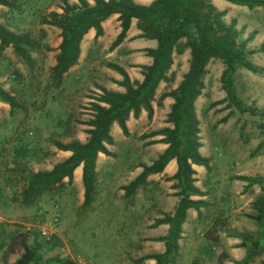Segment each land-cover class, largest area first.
<instances>
[{
	"label": "rangeland",
	"instance_id": "374dc122",
	"mask_svg": "<svg viewBox=\"0 0 264 264\" xmlns=\"http://www.w3.org/2000/svg\"><path fill=\"white\" fill-rule=\"evenodd\" d=\"M9 1L13 7L0 6V23L17 33L28 32L37 45L23 55L11 44H0V85L15 100L13 108L0 101V264L14 262L25 244L34 243H39L43 259H57L51 264H75L76 254L92 264H137L141 261L139 244L146 229L155 226V221L167 215L168 210L171 212V190L176 183L171 184L170 176L154 175L128 196L122 190L124 182H130L129 176H122L112 184V199L105 202V210L103 204L94 200L90 206L82 207L73 181L43 191L34 204L22 201L28 183L26 170H46L62 158L54 140L83 141L92 115L90 104L99 92L92 89L97 85L94 79L80 80L68 71L58 80L53 74L61 30L43 23L42 18L52 11L61 12L59 7L67 0ZM223 14L226 24L234 23L236 29V24L244 25L237 29L239 40H248L249 60L264 69V51L260 50L263 40L255 41L252 28L247 31L250 19L264 23V10L231 3ZM185 42L182 39L181 49L178 48L181 52L173 54L171 78L166 80L165 90L176 88L188 70L190 53ZM223 69L222 60H209L203 76L204 88L195 101L201 147L212 153L213 159L228 161L240 175L253 174L257 163H250L256 156L261 155L263 160L259 163L264 170V74L237 68L234 92L246 108L240 111L227 100L220 78ZM164 122L166 119L159 117L154 122L155 129L149 127L142 135H130L124 144L128 152L121 151V157L116 158L120 154L116 148L114 160L151 161L162 151L150 152L149 145L161 138L154 135L151 141L143 140L164 128ZM21 144H29L37 152L19 155L15 147ZM128 203L140 212H136V218L128 215ZM42 227L50 228L51 233L42 236ZM198 235L197 238L209 236L215 244V234ZM208 255L210 259L218 257L212 248Z\"/></svg>",
	"mask_w": 264,
	"mask_h": 264
},
{
	"label": "trees",
	"instance_id": "16d2710c",
	"mask_svg": "<svg viewBox=\"0 0 264 264\" xmlns=\"http://www.w3.org/2000/svg\"><path fill=\"white\" fill-rule=\"evenodd\" d=\"M236 5L253 8L264 5V0H227ZM89 4L87 0H78L77 3L65 1L59 8L61 12L52 11L49 16L42 18V22L55 26L61 30V42L58 46L56 63L53 66V74L61 80L63 74L77 63L80 54V42L85 33L94 28L95 39L103 34L101 22L112 14H119L121 31L110 45V48L119 44L130 27L131 20L137 19V28L140 36L157 40L155 48L145 49L146 54L152 57L149 65H142L143 80L131 81L127 73L118 65L107 63L106 66L117 70L122 76L117 84L125 88L124 92H115L99 87L100 93L93 97L90 104L92 112L88 121V137L85 142L72 140L63 143L54 140L58 150L71 151V155L57 162L50 170L30 171L26 170L28 177L27 186L22 192V201L26 205L36 202L39 195L55 185H61L64 178L68 183L73 181L74 169L82 165V184L84 188L82 207L92 204L95 194V161L97 154L103 152L110 155L105 143L111 144L113 139L110 128L113 122H117L122 132L129 135L126 121L131 112L135 116L144 108L148 118L153 115L151 101L154 99L157 86L161 81L168 80L167 72L173 64L174 52L180 53L181 40H186L189 48L190 59L188 70L176 88L163 92L158 100L167 96L173 98L166 122L172 127H164L151 133L163 135L161 142L167 143L166 149L149 166L144 165L143 171L127 185L124 186L125 195L128 196L139 187L145 178L152 173L161 172L172 158L177 161V171L169 179L177 181L175 187H179L177 195L180 196L173 216L167 214L155 221V225L167 223L170 225L166 236L157 237L155 240L164 241L163 253L149 254L140 258L155 259L156 264H168L171 255L177 249V240L180 234V225L183 223L186 210L189 207L198 208L201 201H195L190 195H201L202 192L194 185L195 170L192 165H203L209 168V159L204 157L199 148L200 127L199 119L195 111V101L204 88L203 76L206 65L210 59L222 60L224 69L221 73V82L227 93L230 105L240 111H246L240 99L234 92V74L238 67L246 68L254 73H263L264 69L254 65L249 60L250 50L247 49L248 40H239V31L234 23L226 24L222 17L223 11H219L210 0H154L149 5H141L133 0H93ZM0 5L13 7L9 0H0ZM0 44H11L19 53L25 55L31 49L36 48L30 34L17 33L0 23ZM264 51V40L260 47ZM0 101L7 103L11 108L15 106L14 97L0 85ZM217 103V102H215ZM19 155L36 149L29 144L15 147ZM239 180L249 183H264V179L253 178L245 175L235 176ZM264 192V186L262 187ZM254 213L249 217L258 224L257 232H229V235L241 238V246L247 248L246 257L236 264H247L258 254V247L264 240V194L257 197L253 203ZM249 243V244H248ZM3 245V244H2ZM0 245V249L2 247ZM51 264L57 261L54 258L43 259L39 243L24 245V251L14 262L10 264ZM54 261V262H52ZM63 264H72L63 262ZM260 264H264V259Z\"/></svg>",
	"mask_w": 264,
	"mask_h": 264
},
{
	"label": "crops",
	"instance_id": "0c3cea01",
	"mask_svg": "<svg viewBox=\"0 0 264 264\" xmlns=\"http://www.w3.org/2000/svg\"><path fill=\"white\" fill-rule=\"evenodd\" d=\"M133 1L141 5H149L154 0ZM210 1L219 11H224L225 8H228V6L231 5V2L227 0ZM67 2L77 3L78 0H67ZM87 2L91 5L94 3L93 0H87ZM240 6L248 8L247 6ZM263 8L264 5L255 6L251 9L264 10ZM118 16L119 14L117 13L112 14L101 22L103 34L96 39V31L94 28H90L85 33L80 42V54L77 63L68 70L72 71V73L80 80L85 79L90 81L91 79H94L97 85H95L96 88L92 89L99 93L101 92L99 89L100 86L110 91H125L123 86L117 84V81H121L123 76L117 70L107 67L106 64L108 62L121 67L127 73L131 81L137 80L141 82L143 80L141 66L149 65L152 62V57L146 54L145 49L155 48L157 46L156 39L140 36L141 31L137 28V19L133 18L123 40L116 46L110 48V45L121 31ZM247 24V31L252 28L251 31L255 32L253 37L255 41L264 40L263 22L260 23V20L250 19ZM236 27L240 30L244 28V25L238 23L236 24ZM68 71L65 73H68ZM167 77L171 78V67L167 72ZM168 82L171 83V80ZM166 83V81H161L157 86L154 99L151 101L153 107V115L151 119L148 118V113L144 108L139 111L137 116L131 112L126 121L129 132V135L127 136L122 132L117 122H113L111 125L110 134L113 141L111 144L105 143L106 148L111 154L108 155L99 152L95 161L94 202L97 201L103 204L104 210L105 202L112 199L109 195V193L112 192V184L124 175L127 177L129 176L130 181L135 179L143 171V166L151 165L167 147V143L161 142L160 140L149 145L150 148L148 149L150 152L156 150L162 151L161 153H157L149 162H142V160H139L138 162L122 163V160H114V155L117 153L116 148H118V152H120L116 158L121 157V151L128 152L124 147V144L128 143L126 140L130 135H142L149 127L152 129L157 127L154 125V122H156L159 117L167 118V114L174 101L173 98L167 96L162 99L161 105H158L160 95L163 92L171 90V87L166 90L164 89V84ZM171 125V123L164 122V126L161 127H172ZM155 136H157L158 139L164 137L159 134ZM155 136H150V138L144 139L143 142L151 141L150 139H154ZM87 137L88 134L84 137L83 141H80L85 142ZM119 147L121 149H119ZM199 151L204 157H208L209 168H206L203 165H192L195 170L194 185L201 190L202 194L190 195V198L203 203H201L198 208L189 207L186 210L185 219L180 225L177 249L171 255V262L168 264H236V262H239L246 257L247 248L240 245L241 238L229 235V232H257L258 224L254 219L249 218L248 216L255 212L253 203L256 198L264 194L262 189L264 183H262V185L260 183L251 184L248 181L239 180L235 178V176H239L240 172L236 170V167L230 165L228 161L213 159L214 157L212 153L205 152L202 147L199 148ZM59 152V155H61L62 158L55 161V163L60 162L71 155V151L59 150ZM260 156L261 155L256 156L253 159V162L250 163H257V165L254 166V173L245 174L246 176L264 179V170L261 169L259 163L263 159ZM168 162L169 163L165 165L161 172L149 174L145 180L154 178V175H157V177L159 175H165L167 177L173 176L178 168L177 161L175 158H172ZM52 167L47 168L46 170H50ZM63 181H68V178H64ZM73 182L79 189L80 199L83 201L84 188L82 184V165H79L74 169ZM173 183H177V181L171 179V184ZM123 185H127V182H124ZM174 188L175 189L171 190V212L168 210L167 213L171 216L175 213V209L179 202V196L172 194L175 192L177 193L180 188L175 186ZM243 190L244 192L241 194V191ZM122 191L125 193L124 189ZM126 206L130 207L127 210L128 215L136 218L137 211L135 210V207H132V204L130 203ZM139 213L140 212H137V214ZM169 228V224L160 223L155 226H150L149 230L146 229V234L143 236L144 238H142V242L139 244V258L149 254L163 253L165 251L164 241H157L155 238L166 236L169 232ZM205 233L215 234L214 242L216 246L211 242L209 236H199L200 234ZM197 234H199V238H197ZM208 240L210 241L206 242ZM211 248L215 250L218 255L217 258L210 259L208 257ZM263 259L264 240L258 247V254L247 264H260ZM137 264H156V261L152 258H146L139 261Z\"/></svg>",
	"mask_w": 264,
	"mask_h": 264
},
{
	"label": "built area",
	"instance_id": "2783aa9c",
	"mask_svg": "<svg viewBox=\"0 0 264 264\" xmlns=\"http://www.w3.org/2000/svg\"><path fill=\"white\" fill-rule=\"evenodd\" d=\"M40 233L42 236H48L51 232H50V228H47V230L45 228H41L40 229ZM75 264H92L91 261L87 258H85L84 256L80 255V254H76L75 256Z\"/></svg>",
	"mask_w": 264,
	"mask_h": 264
}]
</instances>
